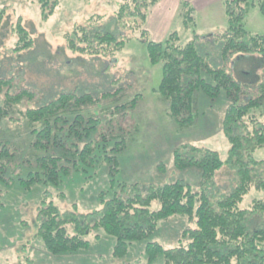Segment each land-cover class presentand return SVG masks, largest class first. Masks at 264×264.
Wrapping results in <instances>:
<instances>
[{"label":"trees","instance_id":"trees-1","mask_svg":"<svg viewBox=\"0 0 264 264\" xmlns=\"http://www.w3.org/2000/svg\"><path fill=\"white\" fill-rule=\"evenodd\" d=\"M24 1L34 2L44 20L59 6V0ZM161 1L122 0L114 12L113 24L131 34L138 32L137 40L144 45L150 65H161L162 78L156 93L169 103V116L179 126L192 123L197 90L211 100L224 90L229 100L222 121V133L229 143L226 159L222 160L211 149L179 145L173 150L174 168L199 170L200 191H193L183 179L150 186L144 195L133 191L138 184L132 185L131 194L130 187L122 184L121 190L110 193L108 198L101 194L100 207L85 215L78 213L75 205L72 210L61 212L48 192H44L37 208L36 237L51 255H70L89 249V235L101 230L115 240L113 257L122 259L132 243L155 233L160 221L183 216L193 227L182 231L176 246L166 249L157 242H147L146 263L140 264H154L159 258L163 264H264V225L253 224V218L264 216V201H254L249 208L242 206L252 188L264 189V160L254 157L264 147V112H259L264 110V80L253 91L254 97H249L223 67L209 65L198 50L199 36L194 32L193 39L182 45L177 32L168 33L160 42L153 41L145 26L151 10ZM222 5L226 29L219 37L221 62L225 64L239 54L264 56V35L252 34L245 26L251 8H257L264 18V0H222ZM180 11L187 26L193 21L194 10L189 3L182 2ZM2 16L3 12L0 21ZM102 19L101 16L86 19L84 25L66 34L68 50L91 57H107L121 51L131 37L111 32L110 27L107 31V25L98 24ZM14 33L17 36L12 48L14 54L21 55L32 49L30 32L20 21ZM11 84V80H0V127L4 121L19 129L26 124L33 154L32 159L20 158V161L34 171L24 179L13 176L20 166L18 148L0 140L2 186L11 188L14 178L27 191L37 183L58 186L71 172H85L87 168L103 164L112 176L118 171V155L125 151L127 140L123 131L115 128L114 116L126 108L134 109L136 99L128 106L102 112L97 103L109 97V93L94 99L86 93L72 92L61 93L47 103L30 108L33 96L26 91L11 94ZM92 107L97 109L90 110ZM223 167L233 172L234 184L230 191L215 197L208 188ZM153 204L158 208L153 209Z\"/></svg>","mask_w":264,"mask_h":264},{"label":"rangeland","instance_id":"rangeland-1","mask_svg":"<svg viewBox=\"0 0 264 264\" xmlns=\"http://www.w3.org/2000/svg\"><path fill=\"white\" fill-rule=\"evenodd\" d=\"M121 1L59 0L55 13L44 20L32 1L0 0V14L3 12L0 21V80L12 81L11 94L20 91L30 93L33 96L30 108L47 103L61 93L72 92L86 93L94 99L109 93V97L97 103L102 112L121 105L128 106L136 99L134 109L126 108L114 116L115 128L123 131L127 144L125 151L118 155V171L113 176L108 166L103 164L87 168L85 172H71L58 186L37 183L30 191L22 189L16 178L9 189L0 181V264L146 263L144 252L147 242H157L166 249L175 247L182 231L192 228L193 224L183 216L160 221L158 230L147 239L132 243L127 256L122 259L113 257L115 240L101 230L92 231L89 235V249L54 256L36 237V215L42 194L48 192L61 212L70 211L75 205L77 212L85 215L100 207L98 200L101 194L108 198L110 193L119 192L122 184L130 187L129 194L132 193V185L138 184L133 191L144 195L150 186L158 187L183 179L193 191H200L199 170L178 171L174 168L173 150L179 145L211 149L218 152L222 160L227 157L229 143L222 133V121L229 100L224 90L214 100L197 90L192 105V123L184 122L179 126L169 116V103L156 93L162 78L161 65H150L144 45L137 40L138 32L131 34L129 30H121L113 24L114 12ZM182 2L189 3L194 10L193 21L187 26L180 11ZM95 16L103 18L98 24L107 25V31L110 27L111 32H122L131 37L121 51L107 57H91L68 50L65 35ZM162 19H165V24ZM18 21L30 32L33 40L32 49L21 55L12 52L17 41L14 30ZM245 26L252 34L264 35V18L257 8L249 9ZM145 29L156 42L170 32H177L181 45L191 41L196 33L199 36L198 50L209 65L212 68L223 67L249 97H254L253 91L264 80L262 55L239 54L225 64L221 62L219 37L226 29L222 0H163L151 10ZM22 126L19 129L9 122H1L0 140L9 141L18 148L21 167L18 164L12 174L24 179L34 170L20 161V158L32 159L33 154L29 129L26 124ZM254 157L264 160V147L258 149ZM234 180L233 172L223 167L208 190L219 197L230 191ZM60 194L63 198L59 197ZM254 201H264V189L252 188L242 203L243 208H249ZM152 208L157 209L158 206L153 204ZM253 224L264 225V216L253 218ZM154 264H163L162 258Z\"/></svg>","mask_w":264,"mask_h":264},{"label":"crops","instance_id":"crops-1","mask_svg":"<svg viewBox=\"0 0 264 264\" xmlns=\"http://www.w3.org/2000/svg\"><path fill=\"white\" fill-rule=\"evenodd\" d=\"M162 1H163V0H162ZM162 1H161V2H162ZM161 2H160L159 4H161ZM159 4H158V5H159ZM149 18H150V15H149V17H148V20H149ZM162 20H163L162 23L165 24V19H162ZM147 25H148V21H147ZM152 25H153V24H152ZM150 27H151V25L149 26V28H150ZM152 28H153V27H151V29H152ZM153 30H154V29H153ZM165 36H166V35H165ZM162 38L164 39L165 37L163 36ZM163 39H162V40H163ZM162 40H161V41H162Z\"/></svg>","mask_w":264,"mask_h":264}]
</instances>
